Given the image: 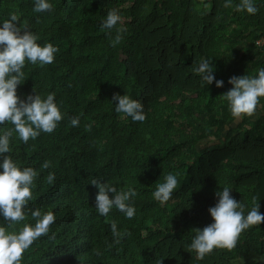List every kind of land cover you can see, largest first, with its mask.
<instances>
[{"label":"trees","instance_id":"1","mask_svg":"<svg viewBox=\"0 0 264 264\" xmlns=\"http://www.w3.org/2000/svg\"><path fill=\"white\" fill-rule=\"evenodd\" d=\"M49 2L52 11L36 13L34 0H0V27L15 12L41 46L58 48L51 64L26 61L18 96L54 93L64 117L52 133L27 144L13 130L4 154L38 175L26 219L9 227L0 214V226L17 233L34 226L37 209L56 218L21 264H264L257 258L264 256V224L244 230L232 250L214 249L203 260L187 251L196 229L214 223L209 208L224 187L246 205L245 214L257 204L264 214V97L256 114L239 120L220 98L233 87L231 77H256L264 68V45H257L264 37V0H254L255 15L237 11L240 0L227 8L225 0ZM113 9L121 16L116 27L125 29L115 47L116 29L110 35L102 28ZM203 60L214 68L210 85L193 71ZM220 80L223 87L216 86ZM117 93L139 101L146 120L117 113ZM73 117L79 126H71ZM10 129L8 122L0 125V135ZM49 173L55 174L51 184ZM170 173L178 174V184L161 205L153 193ZM93 180L134 189L128 201L134 218L115 207L101 216Z\"/></svg>","mask_w":264,"mask_h":264},{"label":"clouds","instance_id":"2","mask_svg":"<svg viewBox=\"0 0 264 264\" xmlns=\"http://www.w3.org/2000/svg\"><path fill=\"white\" fill-rule=\"evenodd\" d=\"M232 5V0H225L223 7ZM53 5L49 0H34L36 13L52 11ZM236 10L247 11L250 15L258 13L259 8L254 4V0H240L236 5ZM121 16L113 9L107 13L106 19L102 22V28L109 30L116 29V36L111 39V44L115 47L120 43L121 33L125 30L117 28ZM39 37L29 29L20 26V17L12 12L9 18L4 20L0 27V125L6 122L14 126L0 135V156L3 162L0 163V214L5 221L9 222V227L26 219L25 208L28 202L33 199L32 188L38 172L31 168L21 169L12 159L10 153V138L13 130L19 134L20 140L27 144L30 139H35L41 132L52 133L59 122L64 118L58 107L55 94H48L46 99L39 94L28 95L27 99H21L17 94L18 86L25 81L23 71L26 61L31 64L48 65L53 63L55 53L58 48L52 43L43 46L39 44ZM193 71L200 76L202 83L210 85L215 80L214 68L210 60L201 61ZM217 87H223L222 80L215 81ZM229 84L233 87L220 98L229 103L231 114L237 120L244 116L251 117L256 114V109L261 97H264V68L258 70V76L250 77L233 76L229 79ZM112 101L116 104V112L131 117L134 122H144L146 115L143 105L129 95L115 94ZM79 117L70 120L71 126H79ZM50 162L43 164L44 169L50 167ZM178 175V174H177ZM177 175L168 174L164 177L163 183H157L156 191L153 193L155 200L161 205L168 202L173 197L174 189L177 187ZM55 180V174L49 173L46 182L51 184ZM91 184L98 187L99 192L96 197V210L101 216L107 217L110 210L115 207L123 212L128 219L135 216V208L128 203L131 197H135L137 192L134 189L118 191L110 183H100L93 180ZM231 190L224 187L222 191H217L218 203L209 208V212L214 223L201 229H196V236L188 246L187 251L195 252V259L203 260L206 255L214 249L232 250L237 246L240 234L252 226L264 224V214H261L259 205L251 207L246 212V205L231 195ZM113 193L114 197H110ZM35 219V225L25 224L19 232H9L5 227L0 226V264H21L24 252L29 249L35 241L42 236H47L50 226L55 222V215L48 211L43 213L37 209L31 212ZM113 236L120 235L117 232V225L113 221L111 224ZM119 243V240H116ZM264 261V256L258 258ZM156 264H163L157 260Z\"/></svg>","mask_w":264,"mask_h":264},{"label":"built area","instance_id":"3","mask_svg":"<svg viewBox=\"0 0 264 264\" xmlns=\"http://www.w3.org/2000/svg\"><path fill=\"white\" fill-rule=\"evenodd\" d=\"M257 45L258 46L264 45V37L257 41Z\"/></svg>","mask_w":264,"mask_h":264},{"label":"rangeland","instance_id":"4","mask_svg":"<svg viewBox=\"0 0 264 264\" xmlns=\"http://www.w3.org/2000/svg\"><path fill=\"white\" fill-rule=\"evenodd\" d=\"M257 258H259V257H257Z\"/></svg>","mask_w":264,"mask_h":264}]
</instances>
